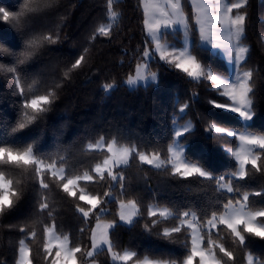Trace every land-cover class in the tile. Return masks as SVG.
<instances>
[{
	"label": "trees",
	"instance_id": "obj_1",
	"mask_svg": "<svg viewBox=\"0 0 264 264\" xmlns=\"http://www.w3.org/2000/svg\"><path fill=\"white\" fill-rule=\"evenodd\" d=\"M181 2L190 53L203 77L194 80L175 62L155 58L149 69L158 73L157 81L129 89L125 81L153 48L141 0H0V8L10 13L6 22L0 13V147L21 152L31 148L44 165L64 171L61 180L49 169L37 173L34 165L0 162V173L17 194L13 206L0 214V264H18L21 241L31 252L32 264H50L47 228L66 238L70 248L81 249L74 264H125L116 263L111 252L132 253L127 264L144 259L184 264L192 239L191 230L182 225L187 215L195 217L205 247L215 245L221 264H248L249 257L264 264V239L242 232L240 240L223 225L210 231L207 224L213 214L224 213L229 200L236 202L246 193L248 210L264 211V150L254 152L260 156L258 168L248 165L243 178L234 177L238 134L264 136V0H246L233 11L245 16L240 40L245 57L239 69L252 74V118L247 122L225 108L231 101L208 79L209 71L229 77L228 65L202 45L194 9L189 0ZM111 12L116 20L103 35L99 29L111 23ZM182 38L175 31L164 32L162 39L182 48ZM38 96L48 97L43 111L25 107ZM99 141L132 150L129 163L115 170L117 180L95 172L108 156L89 148ZM174 145L207 176L176 174L170 163ZM141 154L158 156L164 164L148 165L140 161ZM85 175L92 181L82 179ZM75 177L81 179L77 195L71 197L63 183ZM222 179L232 192L221 188ZM79 189L101 201L87 218L79 209L90 206L79 200ZM130 201L137 216L125 225L120 203ZM42 202L46 209L40 208ZM153 208L166 215H150ZM99 221L113 224L111 251L89 257ZM221 247L231 258L219 252Z\"/></svg>",
	"mask_w": 264,
	"mask_h": 264
},
{
	"label": "snow or ice",
	"instance_id": "obj_2",
	"mask_svg": "<svg viewBox=\"0 0 264 264\" xmlns=\"http://www.w3.org/2000/svg\"><path fill=\"white\" fill-rule=\"evenodd\" d=\"M168 3L173 10L172 12H168L164 9H161L158 4H150L146 5L145 11L146 13L151 9L153 15L156 13L159 14L158 19L154 21L145 20L144 24L147 27V30L153 34H155L162 25H169L174 22L183 23V17L179 14V5L173 0H168ZM246 0H240V2L232 3L230 5L224 4L219 5L217 9L213 12H207L203 6L194 3V7L197 9L198 13V22L200 23V32L201 37L204 39H211L215 36L217 39L220 38L221 33L227 39L228 47H234L231 43L232 39L239 40L240 34L244 31L245 25V16L243 14H235L233 15L234 10H240ZM0 13L3 14V20L6 22L10 18V13L3 8H0ZM175 17L176 19H173ZM99 32L103 35H107L106 30L101 27ZM47 40L51 41V37H47ZM218 45V44H217ZM219 46V45H218ZM245 49L240 48L237 52V59L239 60L240 54L243 53ZM145 56L148 55V52L144 53ZM160 56L163 59H169L170 56L173 57L175 61V66L178 69H181L183 72L192 77L201 76L202 69L201 65L192 57L188 56L185 58L184 53H179L178 55H173L170 52L161 51ZM81 59L76 60L75 65L73 67L79 66L81 63ZM251 73L246 72L244 75V79L241 80L236 85L225 84L222 81L218 80L215 76L209 74L208 79L215 82V84L224 90V94L231 99L233 104L235 105L232 110L240 112L242 116L247 115L243 111V106L247 104V97L250 92L248 81L251 78ZM131 82V81H129ZM47 96H38L35 99H32L28 104L25 105L26 108L33 109L35 111H43L44 109L41 107L42 103H48ZM34 119V117L30 118ZM25 126L24 123L19 124L20 128ZM219 131V129H217ZM239 140L246 146H256L258 149L264 150V136H253V135H241ZM107 151L110 154L107 158L103 160L102 164H97L95 167V172L101 176L107 173L112 179H115V175H113V169L120 164H126L129 158V149L124 148L120 151H117L113 145H107ZM175 159L173 161L174 164V172L183 177H191L193 174H198L204 176L205 173L195 167L188 165L181 161L178 153H173ZM237 158L242 166L240 175L244 176L246 168L248 165H251L254 168L259 167L260 156L250 155L245 150H241L236 153ZM140 161L151 165L154 161L159 158L153 155L151 158L147 155L141 154L139 156ZM0 162L8 163V164H23L34 165L36 166L37 173L46 171V169L42 168V161L36 159L31 151V148H28L24 151H14L8 147H0ZM156 166H160L157 164ZM48 169L53 168V165H48ZM52 176L56 177L57 172L52 171ZM61 180L64 179L63 176L60 177ZM81 177H75L73 179H68L66 183H63V190L71 197H75L77 195V184ZM82 179L85 181H92L93 177L91 175H85ZM41 184L43 187H47L48 184L45 183L43 177L41 178ZM228 191H231V187L227 186ZM107 194V193H106ZM259 194V193H257ZM17 194L12 190V182L5 178V176L0 173V214H3L6 209H9L13 206L14 200L13 197ZM79 200L85 202L90 207L85 209L81 207L79 211L83 214L85 218H87L90 213L97 208V206L101 203L98 196L86 194L83 189H79ZM248 200V194H244V196L234 202L233 200H229L225 205V212L217 217L213 214L212 218L207 221L208 227L210 230H214L218 228L220 225L227 227L231 231L234 237L243 240L242 232L254 234L256 237L264 239V211H245L246 202ZM239 206H236V205ZM129 205L134 209L135 204L131 201ZM48 205L46 203H41L40 208L46 209ZM126 205L121 204V208H125ZM152 216H156L155 212L150 213ZM161 216L166 215V213L161 212ZM121 220H130L131 214L126 215L125 212L120 213ZM182 225H187L189 229H192L193 236L191 239V252L190 255L186 257L184 260V264H221V261L217 258V253L214 250L215 245L213 244L211 247H205L204 239L202 236L196 234V228L193 223L188 220L182 221ZM111 224H102L97 223L96 228L92 232V242L91 245L93 249H95L98 245L108 244L109 243V230ZM174 231H179L176 229ZM46 232L49 235V239L47 244L45 245V253L51 257L50 264H67L68 261H76V255L81 251L80 248H69L66 242V238L64 241H61L59 238L54 237L52 234V229L47 228ZM165 235H169V232H165ZM23 244V241H21ZM111 251V248H109ZM219 252L231 258L232 254L227 252L224 248H219ZM20 260L19 264H32L31 252L28 248L20 247L19 249ZM92 255V252L89 253ZM114 259H119L122 262L132 261L133 255L125 253L124 255H117L113 257ZM137 264H155V262L144 259L143 261L137 262ZM249 264H252L251 260H249Z\"/></svg>",
	"mask_w": 264,
	"mask_h": 264
},
{
	"label": "rangeland",
	"instance_id": "obj_3",
	"mask_svg": "<svg viewBox=\"0 0 264 264\" xmlns=\"http://www.w3.org/2000/svg\"><path fill=\"white\" fill-rule=\"evenodd\" d=\"M144 2H147L148 3V0H144ZM236 2H240V0H233V2H229L228 0H194V3L195 4H199V5L203 6V8L207 12H210V13L213 12L215 9H217L219 5H224V4L230 5V4L236 3ZM175 3H177L179 5L181 4V3H179L178 0L175 1ZM191 5H192V3H191ZM181 8L182 7L180 5L179 6V14H180L181 17H183V23H180V26H179L180 29H178V27H175L174 24L172 23V24H169V25H162L161 26L162 28L160 27L159 30L155 34H153V33L149 32L147 30V27H146L148 37H149L150 41L153 43V48L146 50V52H148V55L147 56L144 55L142 62L137 66L135 72L130 77H128V79L125 81V84L127 85V87L129 89H134V88H137L139 86H147V85H149L151 83H155L157 81L158 73L157 72H154V71H150V69H149L150 62L153 61L155 58H160L161 60H168V61L175 62L173 60V57L172 56H170L169 59H163V58H161V56H160V52L161 51L170 52L173 55H178L179 53H184L185 54V58H187L188 56L194 58L191 55V53H190L191 40H190L189 34L187 32V30H188L187 28L188 27L186 25L187 24V21L184 19L185 18V14H184V12H183V10ZM168 10H169V8L166 9V11H168ZM196 14H197V18H198V15H200V13H198L197 9H196ZM233 15H235V14L233 13ZM116 17L117 16L114 13H112V12L110 13V22L111 23L109 25H106V26L103 27L106 31L109 29V27L111 26V24L114 23V21L116 20ZM174 19H176V18H174ZM176 23H177L176 26H178L179 25L178 24V21ZM198 25H199V29H200V23L199 22H198ZM178 30H180L182 32V37H183L182 38V43H183V47L182 48H177L176 45H175V43H172L171 44L167 40L163 41L162 38L164 36V32H175V31H178ZM242 33H243V31H242ZM242 33L240 34L239 40H235V38L232 39V42L231 43L234 45V47H231V48L228 47V45H227V39H226V37L224 36L223 33H221V36H220L219 39H217L215 36L213 37V40H211V39H204V38L201 37L202 45L204 47L210 49L213 53L219 54L225 60V62L227 63L228 69H229V75H228L229 77H224V76H221L219 74H215V73H213L211 71L208 72V74H211V75L215 76L218 80L222 81L225 84L236 85L239 82H241V80L244 79L245 73L240 71L239 66H240V64L244 60L245 51L240 54L239 60L237 59V52L239 51V49L240 48H243L244 49V47L241 45V42H240L241 37H242ZM202 77H203V74L201 76H199V77H192L191 76V78H193L194 80H200ZM129 81H131V82H129ZM212 82L214 83L215 87L218 88V89H220L223 92V94H224L223 88L217 86L214 81H212ZM108 90H111V88H109ZM229 100L231 101L230 98H229ZM234 106L235 105L231 101V105L225 106V108L227 110H230L233 113L238 114L240 116V118L242 120H244L245 122L249 121L252 118L250 101H249V98L248 97H247V104L243 106V111L245 113H247V115L242 116L240 114V112L233 111L232 108ZM188 129H189V127H186L184 129L177 130V136L182 135ZM241 135H250V134H246V133L245 134H238V137H240ZM110 144L113 145V147L117 151H120V150H122L124 148L129 149L128 162L126 164H120V165H118L117 167H115L113 169V175H115V177H116L115 180H117L118 179V175L115 174V170H117L119 168H122V167H125L129 163L132 150L130 148H128V147H125V146H119V145H117L114 142H112ZM89 148L90 149L97 150V151H105L106 154H108V156L110 155L108 153V151H107V146L105 145V143L103 141H99L97 144H91L89 146ZM241 150L247 151V153L250 154V155H255L254 152L256 150H258V148L256 146H251V145L246 146V145H244L239 140V147H238L237 152H240ZM174 152L179 154L180 159H181L182 162H184V163H186L188 165H191V166H195V165H192V164L188 163L184 159L182 148L179 145H174V147L171 149V154H170V163H171V165L173 167H174L173 161L175 159V157L173 155ZM149 157L151 158L152 155L149 156ZM237 162H238V170H237V174L234 177L237 178V179L238 178H243L244 176H241L240 175L242 166H241L238 158H237ZM102 163H103V161H102ZM157 164H159L160 165L159 167H161L164 164V161L161 158H159L158 160L154 161L153 164H151V166L158 167V166H156ZM47 166L48 165H44V164L41 165V167L44 168V169H46V170L48 169ZM195 167H197V166H195ZM49 170L50 171H56L57 172V176H59V177L64 176L63 169H59V168L53 166V168H51ZM244 171H245V168H244ZM205 176H207L206 173H205L204 177ZM220 186H221V188L223 190H225L227 192H232V190L231 191H228V189H227V186H230V184H228L227 182H225L223 179L220 181ZM132 203H134V202H132ZM121 204L126 205V207L125 208H121ZM236 206H239V205L237 204ZM122 211L125 212L126 215L131 214V219L130 220H127V221L120 219V222L123 223V224H125V225H130L134 221V219L136 218V216H137V207H136V205H135V208L133 209L129 205V202L128 203L127 202L126 203H120L119 216H120V213ZM245 211H249L248 208H247V205L245 207ZM152 212H155L156 214L157 213H160V212L157 211V208H153L152 209ZM184 220L191 221L193 223L194 227L196 228V234L197 235H200L199 227H198L197 222H196V219H195V217L193 215H187ZM98 223L111 224L109 222H104V221H99ZM185 226L187 227V225H185ZM112 227H113V224H111L110 230H111ZM95 228H96V226H95ZM51 229H52V234H53L54 237L59 238L61 241H64L65 240V238L59 237L55 233V231H54L53 228H51ZM208 229H209V227H208ZM110 230H109V232H110ZM190 230H191V234L193 236V231H192V229H190ZM48 239H49V235H48ZM66 242H67V245L69 247V242H68L67 239H66ZM22 247L28 248L25 243L22 244ZM109 248H111V242H110V240H109V243L108 244L98 245L95 249H93V246H92V249L90 250V252H92V255H89L88 254V256L89 257H93L96 253L100 252L101 250H103V249H108L109 250ZM111 253H112V259L116 263H125V262L120 261L119 259H114L113 257L114 256H117V254H115L114 252H111ZM128 254H132V253H129L128 252ZM19 260H20V257H19ZM249 260H251L252 264H257V263H255L254 258L249 257L248 264H249ZM153 262H155V264H163V263H160V262H157V261H153ZM74 263H75V261H71V260L67 262V264H74ZM18 264H19V261H18ZM88 264H98V263L97 262H90ZM134 264H137V263H134Z\"/></svg>",
	"mask_w": 264,
	"mask_h": 264
},
{
	"label": "crops",
	"instance_id": "obj_4",
	"mask_svg": "<svg viewBox=\"0 0 264 264\" xmlns=\"http://www.w3.org/2000/svg\"><path fill=\"white\" fill-rule=\"evenodd\" d=\"M142 1V7H143V10H144V13H145V19H147V20H149V21H154L155 19H158V18H160L159 17V14L158 13H156L155 15H153V13H152V11H151V9H149V11L146 13V11H145V8H146V5H150V4H158L159 5V7L161 8V9H164V10H166V9H168L169 8V10H168V12H172L173 10L171 9V7H170V5H169V3H168V0H148V3L147 2H144V0H141ZM175 1H177V0H173V2H175ZM179 1V3H181L180 5H181V7H182V2L180 1V0H178ZM190 1V3H192V6H193V9H194V13H195V16H196V23H197V26H198V29H199V25H198V18H197V14H196V8L194 7V0H189ZM179 5V4H178ZM179 5V6H180ZM182 9V8H181ZM175 17H173V19H174ZM185 20H186V17L184 18ZM174 24V26L175 27H178V29H180L179 28V26H180V22H178V26H176V22H174L173 23ZM187 25V24H186ZM162 28V27H161ZM147 31V30H146ZM165 31V30H164ZM178 31H180V30H178ZM199 32H200V29H199ZM200 35H201V33H200Z\"/></svg>",
	"mask_w": 264,
	"mask_h": 264
}]
</instances>
